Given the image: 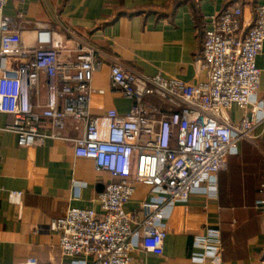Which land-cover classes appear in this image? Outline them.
<instances>
[{
  "label": "built area",
  "instance_id": "1",
  "mask_svg": "<svg viewBox=\"0 0 264 264\" xmlns=\"http://www.w3.org/2000/svg\"><path fill=\"white\" fill-rule=\"evenodd\" d=\"M8 1L0 0V13ZM243 14L242 5L227 6L205 29L199 57L204 80L187 83L113 65L112 88L133 104L125 114L109 109L99 116L90 110V84L100 67L92 43L71 31L64 39L40 27L28 44L8 17L0 21V113L13 117L0 129L15 132L20 147H32L48 137L69 139L71 125L81 133L73 139L76 156L92 159L97 170L111 175L98 195L99 210L71 207L51 222L60 235L63 260L57 264H130L139 245L163 255L171 207L189 201L203 183L209 196L217 194L218 173L227 168L228 157L238 153L240 142L255 141V130L264 125L256 62L264 49V6L251 23ZM42 88L47 97L37 111L33 97H41ZM233 106L243 111L238 122L231 120ZM42 118L51 121L50 131L40 130ZM136 183L154 193L127 212ZM23 195L12 190L9 200L21 205ZM255 204L264 209V199ZM195 247L196 262L222 264L219 229L197 236Z\"/></svg>",
  "mask_w": 264,
  "mask_h": 264
},
{
  "label": "crops",
  "instance_id": "2",
  "mask_svg": "<svg viewBox=\"0 0 264 264\" xmlns=\"http://www.w3.org/2000/svg\"><path fill=\"white\" fill-rule=\"evenodd\" d=\"M237 4L243 7V20L251 23L264 0H9L0 21L8 17L28 44L34 42V31L40 27L64 39L71 38V31L92 43L100 67L90 84V110L99 116L109 109L125 114L133 104L111 86L115 64L187 83L204 80L199 57L205 29L218 12ZM62 56L67 59L69 53L63 50ZM256 62L263 97L264 49ZM46 97L45 88L41 97H33L40 105L37 111L43 110ZM242 115L241 109L232 107L233 122ZM12 121V116L0 113V128ZM50 124L42 118L40 130L50 131ZM66 133L69 139L48 137L43 145L20 147L15 132L0 129V264L29 259L59 263L63 257L60 235L50 226L53 219L71 207L99 210L98 195L111 175L97 170L92 159L76 156L73 139L79 131L69 125ZM254 136L255 141L240 142L238 153L228 157L227 168L218 173L216 195L209 196L203 183L189 201L171 207L165 220L164 254L139 245L131 251L130 264H208L194 260L196 237L208 229L221 231L222 264H264V209L255 204L264 199V125ZM12 190L23 191L21 205L10 202ZM153 193L151 186L136 183L126 211H134Z\"/></svg>",
  "mask_w": 264,
  "mask_h": 264
}]
</instances>
